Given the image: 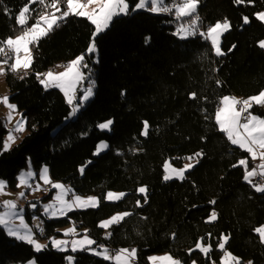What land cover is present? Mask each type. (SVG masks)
I'll list each match as a JSON object with an SVG mask.
<instances>
[{
	"label": "trees",
	"instance_id": "obj_1",
	"mask_svg": "<svg viewBox=\"0 0 264 264\" xmlns=\"http://www.w3.org/2000/svg\"><path fill=\"white\" fill-rule=\"evenodd\" d=\"M137 2L127 0L130 10ZM166 2L172 6L177 0ZM29 3L0 0V41L22 35L16 15ZM40 5L32 0L25 27L36 22ZM60 6L66 10V0ZM262 11L264 0H199L201 31L225 19L230 24L221 37L222 56L214 55L199 34L188 39L173 34L180 22L191 18L177 19L174 10L138 11L114 17L95 38L96 63L94 54L87 52L94 25L86 18L69 16L30 46L33 61L27 75L5 65L0 79L7 84L9 101L26 120V132L18 144L3 150L8 130L0 119V180L15 188L19 172L29 164L35 172L47 166L53 182L99 198L98 207L73 211L64 219H46L40 206L33 212L27 209V220L31 223L33 216H39L48 238L72 222L80 232L87 230L97 242L95 247L103 243L117 250L136 249L137 264H149L151 255L164 253L182 264H222L225 251L237 258L235 264H264V245L255 231L264 226V193L245 181L244 166L238 164L241 159L249 164V153L233 146L215 119L223 97L248 99L264 91V49L258 46L264 40V23L256 19ZM78 56H84L83 65L93 68L95 89L72 120V107L63 94L46 90L37 73ZM8 58L9 53L0 60ZM252 112L264 117L262 106L254 105ZM108 120L113 121L111 130H99L98 124ZM144 122H148L147 135L141 134ZM100 142H107L108 149L94 156ZM189 157L196 163L183 180H164L166 160L180 166ZM140 187L147 189V202L137 191ZM109 191L125 195L106 202ZM52 192L43 199L51 198ZM213 211L217 218L209 221ZM119 212L131 215L112 224L107 229L110 237L103 240L107 230L99 224ZM222 236L228 237L223 251L219 250ZM198 241L211 246L207 257L198 250L189 254ZM68 256L74 257L73 264H114L87 250L57 251L51 243L35 252L0 227V264L30 260L69 264Z\"/></svg>",
	"mask_w": 264,
	"mask_h": 264
},
{
	"label": "snow or ice",
	"instance_id": "obj_2",
	"mask_svg": "<svg viewBox=\"0 0 264 264\" xmlns=\"http://www.w3.org/2000/svg\"><path fill=\"white\" fill-rule=\"evenodd\" d=\"M31 2L26 5L20 12L16 15V22L23 29L22 35L16 36L14 39L9 37L6 40L0 41V54H6L5 46L7 49L15 53L14 62L9 65V59L0 60V74L6 72L3 65H9V69L12 72H17L19 69L23 68L25 70V75H27V70L32 66L33 57L31 56L30 45L38 44L40 39L47 36L54 27L59 26V21L66 20L69 16H78L86 18L94 25V32L92 36V43H90L87 52L89 54L95 52L96 44L95 38L102 32H104L113 21L114 17L119 15H129L131 12L138 10H150L153 13L165 12L172 13L173 8L175 12V17L177 19L191 18L190 22L185 24L181 23L177 28V31L173 33L179 36L180 39H188L199 34L206 40H210L211 46L215 51L217 56L224 55L221 47L219 46V38L223 32L230 29V24L225 19L223 23L217 22L214 26H209L207 33L200 30L199 25L202 23L200 17L197 13L199 0H177L172 6H169L166 0H138L134 8L130 10L127 0H66L67 10H62L61 0H38L41 4H47V7L54 9L50 15L47 12L39 14V18L30 27H25L31 18ZM236 3H240V0H236ZM95 4L97 6L96 10L88 12L85 9L89 6ZM150 5V9H149ZM59 13V15H57ZM7 14V13H6ZM256 19L264 23V12L256 15ZM243 21L248 24L249 18L244 17ZM258 46L264 49V40L259 41ZM21 52L24 53L21 56ZM84 56H79L73 61H71L66 68V71L53 74L52 72H47L44 74L37 73V79L47 90L48 88H59L65 95L67 103L72 105V115H75L93 95V84L90 82L89 87L84 90V94L80 97H75L74 89L76 84L83 79V74L77 71V67L81 66ZM86 67V65H83ZM41 76L43 78L41 79ZM219 85V81H217ZM196 94L192 93L190 98H195ZM74 100L76 101L74 103ZM0 103H3L9 110L8 120L11 119V112L16 109V105L9 102V97L5 96ZM221 107L218 108L215 114L216 123L219 127V131L225 133L228 140L235 146H238L241 150L249 153L250 158L255 161L259 159L261 163L257 166L261 171L260 175L264 176V118H259L253 115L249 109L252 107L253 103L264 104V91H261L258 95L250 97L245 100H238L235 97L225 96L220 101ZM240 105L239 108L236 106ZM243 121V122H242ZM113 121L108 120L98 124L101 130H111V125ZM26 122L23 118L18 121L15 125L14 132H21L25 130ZM144 131L142 135H147L148 122H144ZM16 137L13 133H9L7 140L3 144V150L7 151L10 144L14 142ZM108 147L106 143H101L98 145L94 155L99 154L101 151ZM257 148L260 149L259 153ZM201 153H196L195 156H201ZM193 159V157H189ZM238 164L244 166L245 176L244 179L251 183L252 177L256 175V168L251 171L248 170L247 159H241ZM236 166V165H234ZM171 167L169 163H165V175L164 180H169L173 178H178L183 180L185 178V172L194 167L193 164H186L183 169L172 168L171 173L168 169ZM81 174L84 173V168L80 169ZM17 187H24L25 189H31L32 192L36 191H48L47 187H41V182L43 185H50L51 189H55L56 192L53 196L52 202L43 206V214L49 219H58L60 217H65L69 212L75 210H84L88 208H96L99 205V200L96 197L88 196L82 197L77 195L69 186L63 185L58 182H53L49 176V170L45 166L40 169L37 179V173L29 164L26 171H22L17 177ZM34 185V186H33ZM8 184L6 181L0 180V195L8 194L6 188ZM253 187L255 191L264 193V184H254ZM139 193L146 194V187H140L137 190ZM125 194L124 193H113L109 191L106 194L105 199L108 201H118ZM26 192H20L18 199L25 198ZM145 202H147V197L145 195ZM137 206H141L139 200H137ZM213 204L215 201L212 202ZM31 207L35 209L37 207L36 203L31 204ZM23 208H19L16 201H4L3 205H0V227L5 228L9 235L14 236L16 239L21 240L27 244L34 247L35 251L40 252L47 245L40 244L34 237V231L31 227H28L24 222ZM131 215L129 212H124L112 216L110 219L102 221L99 227L103 229H108L112 224L120 223L125 217ZM217 218L216 213L213 211L209 217V221H214ZM16 219L20 220V226L15 227L14 221ZM38 223L36 225V230L40 233L44 232V224L39 218H36ZM256 233L260 237V242L264 244V227L257 228ZM63 235L65 237L78 236L75 226L64 231ZM109 236L111 233L108 234ZM107 238V237H106ZM228 237L222 236L220 238L219 247L224 248V244L227 242ZM52 247L56 248L58 251H68L69 244L71 246V252L75 253L78 250L91 251L92 254L102 256L105 260H113L115 264H132V261L136 256V249H120L116 253H110L109 249L103 245L93 248L97 242L87 235V230L82 238L71 240L68 239H56L52 238L50 240ZM193 250H199L201 253L205 254L207 257L211 250V246L205 247L200 241L195 245V249H190L189 254ZM230 255V254H227ZM66 259L69 264H73L74 257L68 256ZM152 261L160 259L164 264H182L178 259H173L171 256H165L161 258L150 257ZM234 260L237 258H233ZM196 264V261H193ZM222 264L224 262L222 261Z\"/></svg>",
	"mask_w": 264,
	"mask_h": 264
},
{
	"label": "rangeland",
	"instance_id": "obj_3",
	"mask_svg": "<svg viewBox=\"0 0 264 264\" xmlns=\"http://www.w3.org/2000/svg\"><path fill=\"white\" fill-rule=\"evenodd\" d=\"M34 2H37L38 0H33ZM83 2H85L86 3V0H83ZM40 8L42 9V11L40 12V13H43V12H47L49 15L52 13V12H54L55 10L54 9H52V8H50V7H47V4L46 5H40ZM96 8H97V6L95 5V4H93V5H91V6H89L88 8H86L85 10L86 11H88V12H92V11H94V10H96ZM149 9H150V5H149ZM67 10V9H66ZM173 10H174V8H173ZM138 11H148V12H151L150 10H138ZM138 11H134V12H138ZM262 12H264V11H262ZM262 12H260V13H262ZM39 13V14H40ZM151 13H153V12H151ZM153 14H169V13H165V12H159V13H153ZM259 14V13H258ZM57 15H59V13H57ZM119 16H122V15H119ZM174 16H175V12H174ZM39 18V15L37 16V18H36V20ZM181 23H183V22H180V24ZM189 23V22H188ZM179 24V25H180ZM185 24H187V23H185ZM215 25V24H214ZM213 25V26H214ZM179 27V26H178ZM177 27V28H178ZM109 28V27H108ZM227 31H225V32H223V34L220 36V38H219V46H220V42H221V37L226 33ZM178 38H179V36H177ZM14 39V38H13ZM180 39V38H179ZM208 42L210 43V46H211V42H210V40H208ZM31 46V45H30ZM29 46V47H30ZM211 48H212V46H211ZM31 49V48H30ZM7 51H9L8 53H9V65L12 63V62H14V59H15V53H13L12 51H10L9 49H6ZM7 51H6V54H8L7 53ZM212 51H213V54L214 55H216L215 54V51L213 50V48H212ZM6 54H0V58L1 57H3V58H5L6 57ZM31 54V53H30ZM91 54H94L93 56H94V58H93V62H97V60H98V52H97V49L95 50V52H93V53H91ZM21 56H23L24 55V53L23 52H21V54H20ZM217 56V55H216ZM79 57V56H78ZM77 58V57H76ZM75 58V59H76ZM74 60V59H73ZM73 60H71V61H73ZM71 61H69L68 63H67V65L71 62ZM67 65L66 66H64V67H62V66H57L56 68H51L50 70H48V71H46L45 73H47V72H52L54 75L55 74H59V73H62V72H64V71H66V68H67ZM3 67L5 68V65H3ZM84 68H86L87 69V72L86 73H84ZM24 69L23 68H21V69H19L18 71H23ZM77 71H79V72H81L82 74H83V79H81L77 84H76V87H75V89H74V95H75V97H80V96H82L83 94H84V90L85 89H87L88 87H89V84H90V82L93 84V94H94V89H95V81H94V75H93V68L91 67V66H87L86 65V67H84L83 66V61H82V64H81V66H78L77 67ZM43 78V76H41V79ZM48 89H50V90H58V91H60L62 94H63V96H64V98H65V100H66V97H65V95H64V93L59 89V88H48ZM5 96H7L8 97V87H7V84L4 82V80H2V79H0V100H2ZM92 97H93V95L91 96V98L89 99V101L92 99ZM245 100V99H244ZM89 101H87V102H89ZM10 102V101H9ZM66 102H67V100H66ZM76 101L74 100V103H75ZM86 102V103H87ZM11 103V102H10ZM86 103H85V105H86ZM12 104V103H11ZM84 105V106H85ZM254 105H257V106H262L263 108H264V104H256V103H253L252 104V107L249 109V111L253 114V115H256L257 117H259V118H264L263 116H259V115H257V114H254L253 112H252V108H253V106ZM71 107H72V105H70ZM83 106V107H84ZM81 110V109H80ZM79 110V111H80ZM78 111V112H79ZM9 112H10V110L3 104V103H0V119H2L3 121H4V123H5V126H6V128H7V130H8V133H7V135H6V137H5V139H4V142L7 140V137H8V135H9V133H13V135L16 137V139H15V141L14 142H12L11 144H10V147H9V149H11L13 146H15L16 144H18V142H19V138L22 136V135H20V134H24L25 132H26V124H25V130L24 131H21V132H14L13 130H14V128H15V125H16V123L18 122V121H20L21 119H22V114L20 113V112H18L17 111V109H15L14 111H12L11 112V119L10 120H8V116H9ZM77 112V113H78ZM77 113L75 114V115H71V118H72V120L73 119H75L76 118V116H77ZM23 120L26 122V120H25V118H23ZM106 122V121H105ZM98 129H99V127H98ZM99 130H101V129H99ZM101 131H106V132H109V130H101ZM101 143H106L107 144V142H100L99 144H101ZM4 144V143H3ZM98 144V145H99ZM98 145H97V147H98ZM108 145V144H107ZM233 145V144H232ZM233 146H235V145H233ZM97 147H96V149H95V151H94V153L96 152V150H97ZM235 147H238V146H235ZM239 148V147H238ZM8 149V150H9ZM107 149H108V147L105 149V150H103V151H101L99 154H97V155H94V156H98V155H100L101 153H103V152H106L107 151ZM257 150H258V148H257ZM244 151V150H243ZM246 152V151H245ZM169 163L170 165H171V167L168 169V172L169 173H171V169L172 168H176V169H183L184 167H185V165L186 164H189V163H191V164H193V165H195V163H196V160L195 159H188L187 161H185L182 165H180V166H178V165H176V164H173L170 160H166L165 161V163ZM165 163H164V165H165ZM258 163H259V160H255V161H253L252 163H251V168L253 169L254 167H257L258 166ZM43 167H45V166H43ZM42 167V168H43ZM47 167V166H46ZM48 168V167H47ZM193 168V167H192ZM191 168V169H192ZM190 169V170H191ZM257 169H258V167H257ZM27 169H24V170H21L20 172H19V174L22 172V171H26ZM49 170V169H48ZM190 170H188V171H190ZM188 171H186V172H188ZM261 171V170H260ZM185 172V173H186ZM37 174H39V172H36ZM18 174V175H19ZM164 175H165V168H164ZM49 176H50V174H49ZM164 177V176H163ZM37 179H38V177H37ZM51 179V178H50ZM174 179H177V180H181V179H178V178H173V179H169V180H174ZM255 179V178H254ZM253 179V180H254ZM169 180H167V181H169ZM3 181V180H2ZM18 182V181H17ZM58 183H60V182H58ZM62 184V183H61ZM64 185V184H63ZM41 187L43 188V187H48V191H36V192H32V190L29 188V189H25L24 187H17V184H16V187L15 188H10L9 186L6 188V192L8 193V194H4V195H0V205H3V203H4V201H16L17 202V205H18V207L19 208H23L25 211H24V213H23V217H24V222H25V224L28 226V227H31L32 229H33V226H32V224L27 220V218H26V212H27V209L29 210V211H35L36 210V208L38 207V206H40V208H41V210H40V212H41V215L42 216H44L46 219H48V220H50L48 217H46L44 214H43V206L44 205H46V204H48V203H50V202H52V200H53V196H54V194H55V192H56V190L55 189H51L50 188V185H48V186H45V185H43L42 184V182H41ZM51 191H54V192H52V196H51V198H48V199H43V198H46L49 194H50V192ZM20 192H26V197L25 198H21V199H18V196H19V193ZM111 192H113V193H123V192H115V191H111ZM108 193V192H107ZM106 193V194H107ZM259 193H261V192H259ZM140 194H142V193H140ZM77 195H80V196H82V197H88V196H93V197H96V198H98L96 195H82V194H77ZM142 195H145V194H142ZM105 197H106V195H105ZM124 197V196H123ZM122 197V198H123ZM121 198V199H122ZM120 199V200H121ZM98 200H99V198H98ZM106 200V199H105ZM35 201H37V202H35ZM119 201V200H118ZM106 202H116V201H108V200H106ZM33 203H36L37 204V207L35 208V209H33L32 207H31V204H33ZM88 209H91V208H88ZM84 210H87V209H84ZM75 211H82V210H75ZM73 212V211H72ZM69 213H71V212H69ZM69 213L67 214V216H65V217H60V218H58V219H64V218H67L68 217V215H69ZM117 214H121V212H119V213H115L114 215H117ZM114 215H112V216H114ZM37 216V215H36ZM111 216V217H112ZM111 217H109V218H107L106 220H108V219H110ZM103 221H105V220H103ZM14 226L15 227H19L20 226V220L19 219H16L15 221H14ZM73 226H75L74 225V223H69V224H67V225H64V226H62V227H60V228H58L57 229V233L59 234V235H55V236H52V237H50V238H45V237H47L46 236V234H45V232H44V236H36V234H35V232H34V237H35V239L40 243V244H42V245H47L48 246V244L50 243V240L52 239V238H56V239H68V240H71V239H73V238H76V239H80V238H82L83 237V235L85 234V233H82V232H80L76 227V231H77V233H79V235L78 236H75V237H73V236H69V237H65L64 235H63V233H64V231L65 230H67V229H69V228H71V227H73ZM261 227H264V226H261ZM3 228V227H2ZM260 228V227H259ZM5 229V228H4ZM6 231V230H5ZM34 231V230H33ZM7 232V231H6ZM7 234H8V232H7ZM9 235V234H8ZM9 236H11V235H9ZM12 238H15L14 236H11ZM16 239V238H15ZM18 240V239H17ZM19 241H21V240H19ZM23 242V241H22ZM25 243V242H24ZM70 245V244H69ZM264 245V244H263ZM32 246V245H31ZM92 247H93V245H92ZM206 247V246H205ZM224 247H225V244H224ZM32 248H33V250L35 251V249H34V247L32 246ZM93 248H96L95 247V245H94V247ZM53 249H55V250H57L56 248H54L53 247ZM70 250V249H69ZM68 250V251H69ZM219 250H221V251H223L224 250V248L223 249H221L220 247H219ZM42 251V250H41ZM58 251V250H57ZM71 251V250H70ZM78 251H80V250H78ZM199 251V250H198ZM35 252H37V251H35ZM63 252H66V251H63ZM87 252L88 253H90V254H92V252L91 251H88L87 250ZM73 253V252H72ZM227 254H229L227 251H225L224 253H223V256H222V258H221V263H222V261L224 262V264H235V262H236V259L234 260L233 258V256L230 254V255H227ZM94 255V254H93ZM96 256H98V255H96ZM165 256H171L170 254H167V253H164V254H153V255H151L150 257H157V258H161V257H165ZM99 257H101V258H103L102 256H99ZM149 257V258H150ZM172 257V256H171ZM148 258V262H149V264H164V262L163 261H161L160 259H157V260H155V261H152V260H150ZM173 258V257H172ZM174 259V258H173ZM108 261H110V262H112V263H114L115 264V262L113 261V260H108ZM135 261H136V256H135V259L132 261V264H135ZM25 264H36V262H35V260H30V261H28V262H26ZM191 264H193V263H191Z\"/></svg>",
	"mask_w": 264,
	"mask_h": 264
},
{
	"label": "built area",
	"instance_id": "obj_4",
	"mask_svg": "<svg viewBox=\"0 0 264 264\" xmlns=\"http://www.w3.org/2000/svg\"><path fill=\"white\" fill-rule=\"evenodd\" d=\"M208 27H209V25L206 26V27L204 28V32H205V33H207V29H208ZM236 107L239 108L240 105H237ZM242 122H243V121H242ZM254 168H256V175L254 176L255 179L253 180V181H254V184H264V177L260 175V173H259L257 167H254ZM33 186H34V185H33ZM36 218H39V217H32V219H35L36 222L38 223V221H37ZM39 220L42 221L41 218H39ZM42 222H43V221H42ZM43 224H44V222H43ZM37 231H38V230H37ZM44 232L46 233V231H45V227H44ZM109 233H111V232L108 231V230L105 231V232H103L102 235H101V238H102L103 240L108 239V238L110 237V236L108 235ZM106 237H107V238H106ZM101 245L104 246L103 243H101ZM107 248L109 249V252H110V253H116V252L119 251V250L115 249L114 247H107ZM129 250H131V248H129ZM135 264H137V261H135Z\"/></svg>",
	"mask_w": 264,
	"mask_h": 264
},
{
	"label": "crops",
	"instance_id": "obj_5",
	"mask_svg": "<svg viewBox=\"0 0 264 264\" xmlns=\"http://www.w3.org/2000/svg\"><path fill=\"white\" fill-rule=\"evenodd\" d=\"M221 107V103H220V105H219V107L218 108H220ZM218 110V109H217ZM20 135H23V134H20ZM259 151H260V149H258L257 150V152L259 153ZM251 159V158H250ZM257 160H259V159H257ZM253 162V160L251 159V162L248 164V170L249 171H251L252 170V168H251V163ZM261 163V161L259 160V163H258V165ZM244 170H245V168H244ZM258 171H259V173H260V169L258 168ZM37 177H38V174H37ZM264 177V176H263ZM251 179V184H254V181H253V179H254V177H252V178H250ZM250 183V182H249ZM33 217H39V216H33ZM40 218V217H39ZM107 230V229H106ZM82 233H85V230H83V231H81ZM87 235L90 237V238H92L90 235H89V233L87 232ZM45 238H48V237H45ZM101 245V244H100ZM100 245H97L96 246V248L98 247V246H100ZM69 247V249L71 248V246L69 245L68 246ZM93 247H94V245H93Z\"/></svg>",
	"mask_w": 264,
	"mask_h": 264
},
{
	"label": "bare ground",
	"instance_id": "obj_6",
	"mask_svg": "<svg viewBox=\"0 0 264 264\" xmlns=\"http://www.w3.org/2000/svg\"><path fill=\"white\" fill-rule=\"evenodd\" d=\"M66 65H67V63H60V64H57L56 66H54L53 68H56L57 66H62V67H64V66H66ZM236 99L241 100V101L244 100V99L241 98V97H238V98H236ZM257 185H258V184H257ZM47 188H48V187H47ZM31 224H32V226H33V230H34L36 236H44V232H43V233H40L39 231L36 230L37 222H36L35 219H31ZM45 234H46V233H45Z\"/></svg>",
	"mask_w": 264,
	"mask_h": 264
}]
</instances>
